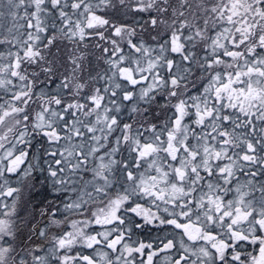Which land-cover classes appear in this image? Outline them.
Wrapping results in <instances>:
<instances>
[{"label":"clouds","instance_id":"obj_1","mask_svg":"<svg viewBox=\"0 0 264 264\" xmlns=\"http://www.w3.org/2000/svg\"><path fill=\"white\" fill-rule=\"evenodd\" d=\"M262 221L264 0H0V264H264Z\"/></svg>","mask_w":264,"mask_h":264},{"label":"snow or ice","instance_id":"obj_2","mask_svg":"<svg viewBox=\"0 0 264 264\" xmlns=\"http://www.w3.org/2000/svg\"><path fill=\"white\" fill-rule=\"evenodd\" d=\"M119 32V30H117V33ZM122 71H128L127 69H122ZM133 83H135V81H133ZM173 83H175V81H173ZM223 88H227V87H229V85H224V86H222ZM222 89H218L217 91H218V93H219V91H221ZM93 99H95V98H93ZM58 103H59V101H58ZM181 110H182V106H181ZM177 123H179V121H177ZM46 135H53L54 133H51V132H46L45 133ZM225 135H227L226 133H225ZM146 147H150V146H146ZM249 148L251 149L252 148V146L251 145H249ZM142 155H143V153H142ZM245 159H250V157H248V156H245ZM57 164L59 165L60 164V161L58 160L57 161ZM221 171L223 172V169H221ZM57 173L55 172V171H53L52 172V175L53 176H55ZM132 174L131 173H129V176H131ZM117 203H119V201H117ZM137 207H139V206H137ZM136 209H133V211H135ZM171 223H176V221H170ZM262 223H264V221H262ZM179 227H185L184 225H178ZM61 243H63V241L61 242ZM118 243V241H112L111 242V244H110V246H112V247H115L116 246V244ZM215 247V246H214ZM129 251L130 252H132V251H137V252H142V251H144V246L143 245H141V247L139 248V249H129ZM84 259L85 260H89L90 258L89 257H84ZM148 262H149V264H151V256H148Z\"/></svg>","mask_w":264,"mask_h":264}]
</instances>
